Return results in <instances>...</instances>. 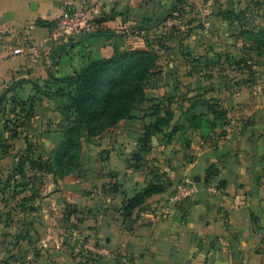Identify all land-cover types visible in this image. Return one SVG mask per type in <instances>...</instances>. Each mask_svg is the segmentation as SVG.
<instances>
[{
  "label": "crops",
  "instance_id": "0c3cea01",
  "mask_svg": "<svg viewBox=\"0 0 264 264\" xmlns=\"http://www.w3.org/2000/svg\"><path fill=\"white\" fill-rule=\"evenodd\" d=\"M70 1L0 0V34L40 45L38 51L17 55L14 48L24 43L7 49L0 39L5 87L19 72L28 87L45 83L59 90L64 85L59 79L96 59L146 47L151 26L157 22L162 28L175 2L105 0L98 33L69 42L54 40L52 29L37 21H56ZM251 1L218 0L209 20L195 32L164 38L168 45L179 41L167 53L172 59L158 62V75L145 87L146 100L133 116L105 133L103 162L82 161L69 175L52 176L46 186L50 192L41 194L34 210H14L0 201V264H70L76 247L68 238L77 233L106 249L89 257L88 264H264V66L256 67L252 78L241 77L249 66L234 65V60L250 58L254 51L247 48L238 20L224 17L227 10L250 9ZM55 96L37 98L33 118L52 119L54 112L59 114L56 105L69 103L67 96ZM168 97L176 120L191 108L194 114H207L209 123L172 133L173 122L152 136L138 162L134 154L145 125L164 114L152 106ZM210 104L225 112L222 118L210 113ZM0 127V135H5ZM8 157H0V169L10 163ZM211 165L220 172L208 178ZM155 173L163 174L171 186L148 197L124 224L125 204ZM187 176L195 181L196 193L161 218L166 197ZM66 206L77 207L79 216L65 213Z\"/></svg>",
  "mask_w": 264,
  "mask_h": 264
},
{
  "label": "rangeland",
  "instance_id": "374dc122",
  "mask_svg": "<svg viewBox=\"0 0 264 264\" xmlns=\"http://www.w3.org/2000/svg\"><path fill=\"white\" fill-rule=\"evenodd\" d=\"M198 1L199 2H196V0H184V3L178 7V10L174 11L170 16L171 19L165 25L162 24V28L157 25V22L151 26L152 29L149 32L151 35L147 36L145 42L146 47L142 49L149 48L157 50L158 59L156 64L161 61L169 60L170 58L172 59V57H168L167 53L170 48H173L174 43L179 44V41H172L169 45L165 43L162 47L163 42H166L163 38L169 35H188L189 33L195 32L197 25L201 26L200 24L209 20L218 0H215L214 4L211 6L206 5V0ZM249 8L250 9H245L246 11L244 9H235V11L227 10L224 14L226 18L238 20V30H242L241 35L243 33L246 37L245 42L247 43V48L252 47L254 51V54L251 55L250 58L240 59V65L245 64L249 66L247 67L249 73L246 76H241L242 78H252L256 75L254 69L264 66V49L261 50V48L256 47L258 45L256 37L250 34V32H252L251 30L255 33L264 30V2L261 0H253L250 2ZM163 21L164 20H161L160 22L162 23ZM7 35L8 34L4 33L0 34V39L2 40L1 44L7 46V49H13L15 46L24 43V41L20 42L16 38H8ZM159 41H163L162 44ZM23 45H25V43ZM191 59L194 61L200 60L195 55H191ZM234 65L237 64L235 63ZM158 67L157 65V68L152 71L148 77L145 83L146 87L157 77ZM182 75L183 74H181V76ZM184 75L182 77H186ZM178 76V80H180V75ZM26 80L27 79H23L22 74L19 72L17 74L13 73L8 79L7 87H5V79L0 78V94L7 89H11L7 94L6 102L0 107V125H2V129L7 132L5 135H0V157L2 158L9 155L8 160L10 161L6 169H0V201L1 203L11 205L14 210L22 208V206L34 210L37 202L40 201L41 194L50 192V189L48 190L46 186L50 182L49 179L54 176L53 173H49L46 170L39 171L33 169L31 160L38 159L41 156L45 161L52 162L54 150L64 139V135L70 126L69 120L63 113V107L68 103L59 104V106L56 105L55 108L56 111H59V114L54 112L52 119L41 121L40 118L38 120L33 118L34 111L36 110L35 106L39 104V98L47 97L51 99L52 97H56V92L62 91L42 83L44 86L41 84L38 85L42 87V93H39L40 90L37 89V87H28V82ZM40 104L42 105L43 103L40 101ZM48 106L46 105L44 107L46 108ZM48 108L53 110L52 106ZM39 109L42 110L41 108ZM35 129L39 130L37 131V135ZM107 131L98 136H90L87 132L84 133V136L81 138L82 150L80 166L82 161L90 163L93 161L103 162L105 157L103 154L104 151L101 148V140ZM16 133L18 136L13 138L12 136ZM20 170L25 171V177L19 174ZM28 198L32 199L25 201V199ZM2 200L7 201L5 202ZM65 210V213L72 212L79 216V213H77L79 210L75 206H66ZM63 237L64 235L62 236V240L66 242V235L64 238ZM87 237L90 238L83 233H77L68 238L70 240V242H68L69 245L75 242L74 246L76 247V249H74L76 253L71 258L72 264H88L89 257L96 255V253L92 252L85 245ZM91 241L95 242L93 239H91Z\"/></svg>",
  "mask_w": 264,
  "mask_h": 264
},
{
  "label": "trees",
  "instance_id": "16d2710c",
  "mask_svg": "<svg viewBox=\"0 0 264 264\" xmlns=\"http://www.w3.org/2000/svg\"><path fill=\"white\" fill-rule=\"evenodd\" d=\"M183 3L184 0H175L170 15L178 10V7ZM103 20L104 17L101 22ZM56 24L57 20L52 22L39 19L37 21V25L50 27L52 30ZM251 31L250 34L256 37L258 44L256 47L264 48V30L258 33ZM162 42L160 43L162 44ZM163 45L165 42L162 47ZM157 59V50L149 48L117 50L113 56L96 59L73 75L59 79L65 86L59 88L63 93L58 91L56 95H64L69 99V103L63 107V113L69 120L70 126L64 139L54 150L53 161L47 162L40 156L38 159L31 160L32 168L39 171L46 170L60 178L76 170L80 166L81 138L84 133L87 132L90 136L102 135L121 120L133 116V111L146 100L145 83L152 71L157 68ZM234 63L239 65L240 60H234ZM36 87L41 91L37 84ZM10 90L7 89L0 94V107L6 102ZM171 104L172 99L168 97L162 98L159 103L152 106L155 113L158 114L163 110L164 114L157 116L155 121L145 125L144 135L140 140L141 145L134 154L136 161L140 162L141 151L150 147L152 136L163 132L173 122L175 123L172 133L183 131L187 127L197 129L203 124L209 123L207 114H194L191 108L184 111L181 117L176 120V113ZM209 110L210 113H214L220 118L225 113L216 104H210ZM211 125L214 126L215 123L211 122ZM17 136L16 133L12 137ZM219 172L216 165H211L207 170V177L210 178ZM19 174L25 177V171L20 170ZM169 186H171V182L164 180L163 174L155 173L152 182L125 204L123 208L124 224L131 219L134 210L144 204L148 197L165 192ZM30 199L32 198L25 199V201ZM2 201L6 202L7 200ZM68 214H72V212Z\"/></svg>",
  "mask_w": 264,
  "mask_h": 264
},
{
  "label": "built area",
  "instance_id": "2783aa9c",
  "mask_svg": "<svg viewBox=\"0 0 264 264\" xmlns=\"http://www.w3.org/2000/svg\"><path fill=\"white\" fill-rule=\"evenodd\" d=\"M215 0H206V5L211 6ZM106 8L105 0H72L67 3L62 15L57 19V24L52 30L51 37L57 41L76 40L86 35L98 33L103 27L101 19ZM40 45L29 43L14 48V54H24L27 50L38 51ZM197 186L192 177H184L177 182L160 207V217L169 215L172 206H177L194 196ZM85 245L92 252L101 254L105 248L91 241L87 237Z\"/></svg>",
  "mask_w": 264,
  "mask_h": 264
}]
</instances>
